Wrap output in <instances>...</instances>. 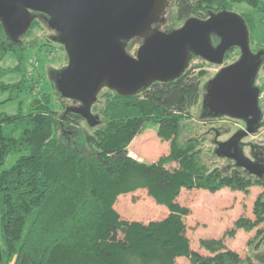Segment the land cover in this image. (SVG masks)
I'll return each instance as SVG.
<instances>
[{
    "label": "trees",
    "instance_id": "1",
    "mask_svg": "<svg viewBox=\"0 0 264 264\" xmlns=\"http://www.w3.org/2000/svg\"><path fill=\"white\" fill-rule=\"evenodd\" d=\"M172 1L173 19L179 23L189 17L205 19L232 4L260 3ZM4 35L0 24V59L12 52L19 63L14 69L23 71L22 50ZM202 75L187 70L175 81L155 83L135 96L106 89L98 95L103 106L94 115L98 120L94 127L71 112L74 107L65 106L58 113L46 96L35 98L27 114H0V166L8 154H19L0 172V264H175L180 257L190 264H239V256L221 240L200 241L209 256L191 250L184 223L190 210L177 202L182 189L215 193L256 185L263 188L254 204L257 222L241 219L236 228L250 229L264 219V179L228 159L226 168H210L195 138L179 141L182 123L202 95ZM149 124L157 126V136L170 146L167 155L144 163L130 157L128 147ZM6 125L20 128V136L6 134ZM255 147L250 144L253 159L262 160L264 153ZM137 190H146L157 205L167 208V217L147 224L122 219L114 203Z\"/></svg>",
    "mask_w": 264,
    "mask_h": 264
},
{
    "label": "water",
    "instance_id": "2",
    "mask_svg": "<svg viewBox=\"0 0 264 264\" xmlns=\"http://www.w3.org/2000/svg\"><path fill=\"white\" fill-rule=\"evenodd\" d=\"M168 6L169 0H0V24L7 38L17 43L32 27L36 13L46 17L68 60L56 76V92L79 103L70 111L91 127L98 124L91 108L103 89L135 96L156 82L181 77L192 56L221 66L226 53L237 48L239 57L206 83L201 105L211 118L244 123V130L217 143L215 154L263 178L264 159L247 157L241 142L259 130L262 120L255 79L263 52L250 49L246 21L222 10L205 19L189 17L180 27L164 31L160 25ZM133 38L142 41L134 56L127 51Z\"/></svg>",
    "mask_w": 264,
    "mask_h": 264
},
{
    "label": "rangeland",
    "instance_id": "3",
    "mask_svg": "<svg viewBox=\"0 0 264 264\" xmlns=\"http://www.w3.org/2000/svg\"><path fill=\"white\" fill-rule=\"evenodd\" d=\"M258 1L260 3L257 6L244 2L232 4L228 9V11L240 14L243 18L248 17L246 24L249 30V45L252 52H264V0ZM175 12L174 3L169 0V6L165 13V23L160 25L161 30L169 31L183 24L174 21ZM36 15L41 14H35L34 22L36 21V23L17 42V48L23 52L21 62L23 71L14 69L19 63L18 58L12 52H6L0 59V114L14 115L18 112L27 114L31 102L35 98L44 100L43 96L45 99L46 97L49 99L48 105L60 114L64 111L65 106H79V103L61 98L56 92L55 79L57 74L67 66V56L63 47L56 42V33L48 27L46 17L42 15L45 18H36ZM5 37L7 36L4 35ZM139 43L138 40H134L127 45V51L130 55H135ZM239 54L237 48L230 49L224 58L223 65L235 61ZM261 59L263 65L261 63L255 79V85L258 87L264 79V56ZM219 67L204 62L200 58H192L189 61L188 71L203 72L200 81L202 95L198 104L190 109V117L183 121L179 136L180 142L191 138L197 140L202 149L201 158L210 168H226L227 164H230L225 158L221 159L215 156L213 150L217 148L218 142L227 140L243 126L241 121L226 117L206 120L201 116V114L206 113H203L201 105L205 85L216 74ZM17 83L20 84V90L15 87ZM7 85L12 86V89L1 87ZM105 91L106 89H103L100 94ZM95 104L96 107L91 108L93 115L99 114L103 100L98 97ZM260 124L262 126L260 125L256 133L243 138L241 141L244 146V154L251 159L253 157L250 153V144L255 145L260 154L264 153L263 119ZM81 126L86 128L84 122H81ZM4 131L16 139L21 132L20 128L13 125L4 126ZM140 142H142L141 145H139ZM169 146V141H162L157 136V126L149 124L146 130L137 135L129 144L128 154L139 162L152 163L157 161L159 157L167 155ZM18 156L19 154H8L4 164L0 166V172L11 167ZM174 167L175 164L169 166L170 169ZM262 193L263 188L256 185L249 186L246 191H231L225 188L215 193H209L202 189L190 191L182 189L177 202L190 210V214L184 218L190 249L200 255L209 256L211 254L201 247L200 241L221 240L226 249L239 256L241 259L239 264H249L247 258L252 264H264V219L250 229L236 228V223L241 219L257 222L254 204ZM114 209L122 219L140 221L144 224L162 220L169 213L167 208L157 205L147 195L146 190H137L134 193L119 196L114 203ZM175 264L190 263L187 258L180 257L176 259Z\"/></svg>",
    "mask_w": 264,
    "mask_h": 264
},
{
    "label": "flooded vegetation",
    "instance_id": "4",
    "mask_svg": "<svg viewBox=\"0 0 264 264\" xmlns=\"http://www.w3.org/2000/svg\"><path fill=\"white\" fill-rule=\"evenodd\" d=\"M36 18H45V17H43L42 15H36ZM134 40H138V41L140 42L139 45L142 43V41H141L140 39H138V38H133L129 43H131V42L134 41ZM217 42H218V40L213 39V43H214V44H216ZM129 43H128V44H129ZM138 47H139V46H138ZM257 52H259V51H257ZM227 53H228V52H227ZM227 53H226V54H227ZM254 53H256V52H254ZM135 54H136V53H135ZM239 55H240V54H239ZM225 56H226V55H225ZM263 56H264V52L262 53L261 58H262ZM192 58H200V57L192 56L191 59H192ZM200 59L203 60L204 62L209 63L208 61H205V60L202 59V58H200ZM210 64H212V63H210ZM226 65H227V64H226ZM222 66H224V65H221V66L219 67V69H220ZM186 71H187V68H186L185 72H186ZM185 72H184V73H185ZM184 73H183V74H184ZM183 74H182V75H183ZM182 75H181V76H182ZM156 83H158V82H156ZM154 84H155V83H154ZM152 85H153V84H152ZM204 93H205V92H204ZM204 93H203V94H204ZM202 109H203V108H202ZM203 113H205L204 110H203ZM237 121H238V120H237ZM242 125H243V126H242L241 129L244 130L245 127H244V123H243V122H242ZM263 159H264V158H263ZM259 179H264V177H263V178H259Z\"/></svg>",
    "mask_w": 264,
    "mask_h": 264
},
{
    "label": "built area",
    "instance_id": "5",
    "mask_svg": "<svg viewBox=\"0 0 264 264\" xmlns=\"http://www.w3.org/2000/svg\"><path fill=\"white\" fill-rule=\"evenodd\" d=\"M258 105L262 113V119L264 120V79L259 84Z\"/></svg>",
    "mask_w": 264,
    "mask_h": 264
},
{
    "label": "crops",
    "instance_id": "6",
    "mask_svg": "<svg viewBox=\"0 0 264 264\" xmlns=\"http://www.w3.org/2000/svg\"><path fill=\"white\" fill-rule=\"evenodd\" d=\"M135 138V137H134ZM177 259H179V258H177Z\"/></svg>",
    "mask_w": 264,
    "mask_h": 264
}]
</instances>
